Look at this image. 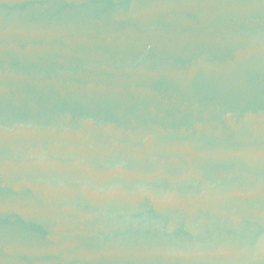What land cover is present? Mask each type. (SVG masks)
<instances>
[{"label":"water","instance_id":"water-1","mask_svg":"<svg viewBox=\"0 0 264 264\" xmlns=\"http://www.w3.org/2000/svg\"><path fill=\"white\" fill-rule=\"evenodd\" d=\"M0 264H264V0H0Z\"/></svg>","mask_w":264,"mask_h":264}]
</instances>
